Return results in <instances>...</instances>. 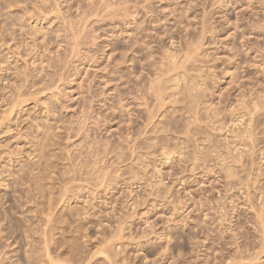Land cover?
<instances>
[{
    "label": "rangeland",
    "instance_id": "obj_1",
    "mask_svg": "<svg viewBox=\"0 0 264 264\" xmlns=\"http://www.w3.org/2000/svg\"><path fill=\"white\" fill-rule=\"evenodd\" d=\"M234 2L0 0V264H264V0Z\"/></svg>",
    "mask_w": 264,
    "mask_h": 264
},
{
    "label": "bare ground",
    "instance_id": "obj_2",
    "mask_svg": "<svg viewBox=\"0 0 264 264\" xmlns=\"http://www.w3.org/2000/svg\"><path fill=\"white\" fill-rule=\"evenodd\" d=\"M234 1H235V2H238V0H218L219 3H221V4H225V5L230 4L231 2H234ZM100 2L103 3V1H100ZM213 2H214V1H213ZM213 2H212V3H213ZM235 2H234V3H235ZM215 3H216V2H215ZM106 4H107V3H106ZM223 6H224V5H223ZM42 7H43V6H42ZM106 7H107V6H106ZM50 10H51V9H50ZM51 12H52V11H51ZM211 13H212V12H211ZM88 17H89V16H88ZM131 18H132V17H131ZM209 18H210V17H209ZM133 19H134V18H133ZM206 19H207V18H206ZM206 19H205V20H206ZM211 19H212V18H211ZM240 19H241V18H240ZM240 19H239V20H240ZM259 19H260V18H259ZM80 20H81V19H80ZM205 20H204V21H205ZM254 21H255V20H254ZM205 22H206V21H205ZM241 22H242V21H241ZM243 22H244V21H243ZM202 23H203V22H202ZM238 23H239V22H238ZM209 24H211V22H210ZM262 24H263V23H262ZM212 25H215V24H212ZM252 25H253V23H252ZM252 25H251V26H252ZM70 26H71V25H70ZM238 26H239V25H238ZM258 26H259L260 28H261V27L264 28V25H258ZM208 27H210V26L208 25ZM208 27H207V28H208ZM207 28H206V29H207ZM255 28H256V27H255ZM255 28H254V29H255ZM71 29H72V28H71ZM212 29H213V28L210 27V32H211V34H212L213 30H214V29H213V30H212ZM257 29H258V28H257ZM208 30H209V29H208ZM221 30H222V29H221ZM255 30H256V29H255ZM203 31H204V30H203ZM253 31H254V30H253ZM253 31H250L249 29H245L244 31H242V34H239V35H240V37H243V36L245 37L247 33H252ZM206 32H207V31H206ZM206 32H205V33H206ZM147 33H148V32H147ZM205 33H204V34H205ZM237 35H238V34H237ZM239 35H238V36H239ZM241 35H242V36H241ZM198 36H199V35H198ZM205 36H206V35H205ZM74 37H76V36H74ZM139 37H140V36H139ZM209 37H211V35H210ZM244 37H243V38H244ZM140 38H141V37H140ZM192 38H193V37H192ZM237 38H238V37H237ZM78 39H79V36H78ZM212 39H213V38H212ZM212 39H211V40H212ZM245 39H246V38H245ZM247 39H248V37H247ZM247 39H246V40H247ZM139 40H140V39H139ZM235 40L237 41V39H235ZM213 41H214V40H213ZM236 41H235V42H236ZM209 42H210V41H209ZM233 42H234V41H233ZM233 42H232V43H233ZM75 43H76V42H75ZM77 43H78V42H77ZM135 43H136V41H135ZM236 43H237V42H236ZM238 43H239V42H238ZM158 44H159V43H158ZM242 44L245 45V42H243ZM137 45H138V44H137ZM139 45H140V44H139ZM142 45H143V44H142ZM149 45H150V44H149ZM199 45H201V41H200V44H199ZM236 45H238V44H236ZM243 45H242V46H243ZM247 45H248V44H247ZM134 46H135V45H134ZM162 46H163V45H162ZM191 47H192V46H191ZM197 47H200V46H197ZM235 47H236V46H235ZM237 47H238V46H237ZM73 48H75V47L73 46ZM131 48H132V47H131ZM151 48H152V47H151ZM168 48H169V47H168ZM193 49H195V48H193ZM238 49H240V48H238ZM238 49H237V50H238ZM262 49H264V47H263ZM72 50L75 51V49H72ZM188 50H189V49H188ZM195 50H197V48H196ZM240 50H241V49H240ZM243 50H244V49H243ZM258 50H259V49H258ZM129 51H130V50H129ZM170 51H171V50H170ZM235 51H236V50H235ZM260 51H261V50H260ZM143 52H144V51H143ZM191 52H193V51H191ZM236 52H238V51H236ZM239 52H240V51H239ZM239 52L237 53V54H238V57H241V56H239ZM187 53H188V52H187ZM187 53H186V54H187ZM198 53H199V52H198ZM234 53H235V52H234ZM241 53H242V51L240 52V54H241ZM142 54H143V53H142ZM192 54H193V53H192ZM192 54H191V55H190V54H187V56L189 55L190 58H191V57H192ZM127 55H128V54H127ZM148 55H149V54H148ZM182 55H183V54H182ZM208 55H209V54H208ZM170 56H171V55H170ZM170 56H169V58H170ZM173 56H175V55H173ZM173 56H171V58H172ZM230 56H231V55H230ZM236 56H237V55H236ZM146 57H147V56H146ZM165 57H166V56H165ZM175 57H176V56H175ZM185 57H186V55H185ZM185 57H184V58H185ZM193 57H194V56H193ZM232 57H233V56H232ZM243 57H244V56H243ZM186 58H187V57H186ZM188 58H189V57H188ZM188 58H187V59H188ZM175 59H176V58H175ZM196 59H197V58H196ZM132 60H133V59H132ZM191 60H192V58H191ZM203 60H204V59H203ZM236 60H237V59H236ZM171 61H173V58H172ZM185 61L187 62V60H185ZM188 61H189V60H188ZM177 62H178V61H177ZM189 62H190V61H189ZM198 62H199V61H198ZM230 62H231V61H230ZM184 63H185V62H184ZM184 63H183V64H184ZM167 64H168V63H167ZM192 64H193V63H192ZM148 65H149V64H148ZM177 65H180V64H177ZM153 66H154V65H153ZM174 66H175V65H174ZM180 66H181V65H180ZM180 66H177V68L180 67ZM162 67H164V66L162 65ZM182 67H183V66H182ZM172 68H173V67H172ZM177 68H176V69H177ZM167 70H168V69H167ZM169 70H170V69H169ZM173 70H174V68H173ZM170 71H171V70H170ZM185 72H186V71H185ZM211 72H212V71H211ZM158 73H159V72H158ZM161 73H162V72H161ZM167 74H168V72H167ZM184 74H185V73H184ZM186 75H187V74H186ZM183 76H184V75H183ZM189 76H190V75H189ZM201 76H202V75H201ZM140 77H141V76H140ZM167 77H168V76H167ZM177 77H178V76H177ZM206 77H207V76H206ZM160 79H161V78H160ZM162 79H163V78H162ZM184 79H185V78H184ZM184 79H183V81L185 82ZM190 79H191V78H190ZM199 79H200V78H199ZM212 79H213V78H212ZM176 80H177V79H176ZM174 81H175V80H174ZM181 81H182V80H181ZM176 82H177V81H176ZM156 83H157V82H156ZM192 83H193V82H192ZM234 83H235V82H234ZM157 84H158V83H157ZM174 84H175V83H174ZM190 84H191V83H190ZM190 84H189V85H190ZM237 84H238V83H237ZM31 85H32V84H31ZM142 85H143V84H142ZM149 85H150V84H149ZM189 85H188V86H189ZM194 85H195V84H194ZM203 85H204V84H203ZM151 86H152L153 89H156V90H154V92L156 93V91H158L157 89H159L158 86H157L155 83H154L153 85H151ZM151 86H150V87H151ZM176 86H177V85H176ZM200 86H201V85H200ZM31 87H32V86H31ZM156 87H157V88H156ZM172 88H173V87H172ZM172 88H171V89H172ZM186 88H187V87H186ZM190 88L192 89V86H191ZM198 88H199V86H198ZM188 89H189V88H188ZM193 89H194V88H193ZM144 90H145V89H144ZM148 90H149V89H148ZM160 90H161V89H160ZM205 90H206V89H205ZM177 91H178V90H177ZM203 91H204V90H203ZM149 92H151V91H149ZM178 92H179V91H178ZM182 92H183V91H182ZM190 92H191V91H190ZM252 92H253V91H252ZM155 93H154V94H155ZM158 93H159V91H158ZM158 93H156V94H158ZM169 93H170V92H169ZM188 93H189V91L187 92V94H188ZM249 93H250V92H249ZM159 94H160V93H159ZM163 94H164V93H163ZM165 94H166V93H165ZM20 95H21V94H20ZM148 95H149V94H148ZM194 95H195V94H194ZM131 96H132V95H131ZM142 96H143V95H142ZM156 96L159 97V95H156ZM171 96H172V95H171ZM191 96H192V95H191ZM205 96H206V95H205ZM152 97H153V96H152ZM165 97H166V96H165ZM194 97H196V96H194ZM255 97H256V96H255ZM257 97H258V96H257ZM263 97H264V96H263ZM143 98H144V97H143ZM156 98H157V97H156ZM244 98H245V97H244ZM251 98H252V97H251ZM134 99H135V98H134ZM157 99H159V98H157ZM157 99H156V100H157ZM196 99H197V98H196ZM237 99H238V98H237ZM137 100H138V99H137ZM244 100H245V99H244ZM250 100H251V99H250ZM139 101H140V100H139ZM195 101H196V100H195ZM200 101H201V100H200ZM256 101H257V100H256ZM259 101H260V100H259ZM263 101H264V100H263ZM241 102L244 104V102H243L242 100H241ZM252 102H253V100H252ZM157 103H158V102H157ZM159 103H160V102H159ZM196 103L198 104V102H195V104H196ZM219 103H220V102H219ZM245 103H247V102H245ZM122 104H123V103H122ZM195 104H193V105L195 106ZM208 104H209V103H208ZM243 104H242L241 106H243ZM254 104H255V106H253ZM254 104L252 105V106H253L252 108H254V107L257 108V105H258V104H257V103H254ZM263 104H264V103H263ZM14 105H15V104H14ZM244 105H245V104H244ZM247 105H248V104H247ZM145 106H146V104H145ZM241 106H240V107H241ZM245 106H246V105H245ZM245 106H244V109H245ZM11 107H12V106H11ZM198 107H199V106H198ZM235 107H236V106H235ZM147 108H148V107H147ZM194 108H195V107H194ZM208 108H209V107H208ZM208 108H206V111H207ZM236 108H238V107H236ZM257 109H259V108H257ZM261 109H262V108H261ZM148 110H149V109H147V111H148ZM153 110H154V109H153ZM188 110H190V108H189ZM200 110H201V109H200ZM202 110H203V109H202ZM208 110H209V109H208ZM255 110H256V109H255ZM234 111H235V110H234ZM241 111H242V110H241ZM248 111H249V110H248ZM189 112H190V111H189ZM207 112H208V111H207ZM256 112H257V111H256ZM145 113H146V112H145ZM196 113H197V112H196ZM211 113H212V112H211ZM216 113H217V112H216ZM134 114H135V113H134ZM140 114H141V113H140ZM207 114H208V113H207ZM255 114H256V113H255ZM149 115H150V114H149ZM192 115H193V114H192ZM198 115H199V114H198ZM201 115H202V114H201ZM214 115H215V114H214ZM186 116H187V115H186ZM188 116H189V115H188ZM221 116H222V115H221ZM213 117H214V116H213ZM216 117L218 118L217 115H216ZM236 117H237V116H236ZM251 117H252V116H251ZM245 118H246V117H245ZM203 119H205V117H204ZM210 119H211V118H210ZM218 119H219V118H218ZM250 119H251V118H250ZM252 119H253V118H252ZM252 119H251V120H252ZM151 120H152V118H151ZM189 120H191V119H189ZM234 120H235V119H234ZM243 120H244V119H243ZM256 120H257V119H256ZM210 121H211V120H210ZM214 121H215V120H214ZM247 121H248V120H247ZM194 122H195V121H194ZM231 122H232V121H231ZM195 123H196V122H195ZM249 123H251V122H249ZM249 123H248V124H249ZM189 124H191V123L189 122ZM235 124H236V123H235ZM235 124H234V125H235ZM248 124H247V125H248ZM251 125H252V123H251ZM172 126H173V125H172ZM198 126H199V125H198ZM194 127H195V126H194ZM222 127H223V126H222ZM251 128H252V127H251ZM130 129H131V128H130ZM196 129H197V128H196ZM200 129H201V128H200ZM254 129H255V128H254ZM247 130H248V128H247ZM247 130H246V131H247ZM154 131H155V130H154ZM156 131H157V129H156ZM168 131H169V130H168ZM205 131H206V130H205ZM213 131H214V130H213ZM246 131H245V132H246ZM250 131H251V129H250ZM170 132H171V131H170ZM187 132L189 133V130H188ZM252 132H253V130H252ZM131 133H132V132H131ZM140 133H142V132H140ZM158 133H159V132H158ZM193 133H194V132H193ZM216 133H217V132H216ZM247 134H248V133H247ZM252 134H253V133H252ZM255 134H256V133H254V135H255ZM45 135H46V134H45ZM139 135H140V134H139ZM249 135L251 136V133H250ZM142 136H143V135H142ZM151 136H152V135H151ZM183 136H184V135H183ZM191 136H192V135H191ZM196 136H197V135H196ZM196 136H195V137H196ZM241 136H242V135H241ZM250 136H249V137H250ZM252 136H253V135H252ZM186 138H188L187 135H186ZM240 138H242V137H240ZM251 138H252V137H251ZM255 138H256V137H255ZM152 139H153V138H152ZM253 139H254V138H253ZM188 140H189V139H188ZM148 141H149V140H148ZM225 141H226V140H225ZM244 141H245V140H244ZM152 142H153V141H152ZM207 142H208V141H207ZM189 143H191V142H189ZM132 144H133V143H132ZM132 144H131V145H132ZM147 144H148V143H147ZM156 144H157V142H156ZM184 144H186V143H184ZM248 144H249V142H248ZM149 145H150V144H149ZM153 145H154V144H153ZM229 145H230V144H229ZM145 146H146V145H145ZM151 146H152V145H151ZM160 146H161V145H160ZM181 146H182V145H181ZM190 146H191V145H190ZM224 146H225V145H224ZM94 147H95V146H94ZM158 147H159V146H158ZM227 147H228V146H227ZM251 147H252V146H251ZM133 148H134V147H133ZM160 148H161V147H160ZM186 148H187V147H186ZM186 148H185V149H186ZM232 148H233V147H232ZM146 149H147V148H146ZM151 149H152V148H151ZM173 149H174V147H173ZM192 149H193V148H192ZM199 149H200V148H199ZM202 149H203V148H202ZM205 149H206V148H205ZM205 149H204V150H205ZM226 149H227V148H226ZM230 149H231V148H230ZM237 149H238V148H237ZM242 149H243V148H242ZM244 149H245V148H244ZM140 150H141V149H140ZM157 150H158V149H157ZM186 150H187V149H186ZM206 150H207V149H206ZM235 150H236V149H235ZM141 151H142V150H141ZM147 151H148V150H147ZM167 151H168V150H167ZM172 151H173V150H172ZM172 151H168L167 155H165V154H166V151H164V153H162V152H161V153H162L163 155H165L167 158H170V156L173 155V154H170V153H173ZM195 151H196V150H195ZM210 151H211V150H210ZM249 151H250V150H249ZM252 151H253V150H252ZM159 152H160V151H159ZM169 152H170V153H169ZM182 152H183V151H182ZM199 152H200V151H199ZM229 152H230V151H229ZM234 152H235V151H234ZM254 152H255V151H254ZM97 153H98V152H97ZM107 153H108V152H107ZM174 153H175V152H174ZM176 153H177V152H176ZM176 153H175V155H176ZM197 153H198V152H197ZM208 153H209V152H208ZM208 153H207V154H208ZM235 153H236V152H235ZM237 153H238V152H237ZM88 154H89V153H88ZM149 154H150V153H149ZM179 154H180V153H179ZM181 154H182V153H181ZM199 154H200V153H199ZM210 154H211V153H210ZM210 154H209V155H210ZM242 154L244 155V153H242ZM248 154H249V153H248ZM163 155H162V156H163ZM182 155H183V154H182ZM216 155H217V154H216ZM229 155H230V154H229ZM239 155H240V154H239ZM239 155H238V156H239ZM92 156H93V155H92ZM183 156H184V155H183ZM218 156H219V155H218ZM218 156H217V157H218ZM232 156H233V155H232ZM234 156H235V155H234ZM236 156H237V154H236ZM90 157H91V156H90ZM171 157H172V156H171ZM178 157H179V156H178ZM202 157H203V156H202ZM224 157H225V156H224ZM239 157L241 158V156H239ZM253 157H254V156H253ZM203 158H204V157H203ZM212 158H213V157H212ZM237 158H238V157H237ZM244 158H245V157H244ZM180 159H181V158H180ZM184 159H185V157H184ZM188 159H189V158H188ZM199 159H201V155H200V156H196V162H197V160H199ZM204 159H205V158H204ZM213 159H214V158H213ZM218 159H219V158H218ZM232 159H233V158H232ZM94 160H95V159H94ZM165 160H166V159H165ZM167 160H168V159H167ZM170 160H172V159H170ZM235 160H236V158H235ZM240 160L242 161V159H240ZM217 161H218V160H217ZM223 161H224V160H223ZM241 161H240V162H241ZM253 161H254V160H253ZM143 162H144V161H143ZM194 162H195V161H194ZM196 162H195V164L193 165L194 168H196V167L199 165V163L197 164ZM201 162H202V161H201ZM234 162H235V161H234ZM238 162H239V161H238ZM240 162H239V163H240ZM93 163H94V162H93ZM93 163H92V165H93ZM191 163H192V162H191ZM218 163H219V162H218ZM252 163H253V162H252ZM200 164H201V163H200ZM224 164H225V163H224ZM240 164H241V163H240ZM246 164H247V163H246ZM81 165H82V164H81ZM86 165H87V164H86ZM204 165H205V164H204ZM204 165H203V166H204ZM195 166H196V167H195ZM220 166H221V165H220ZM220 166H219V167H220ZM94 167H95V166H94ZM179 167H180V166H179ZM186 167H187V166H186ZM193 167H192V168H193ZM205 167H206V165H205ZM223 167H224V166H223ZM81 168H82V167H81ZM190 168H191V167H190ZM200 168H201V167H200ZM226 168H227V167H226ZM229 168H230V167H229ZM231 168H232V167H231ZM242 168H243V167H242ZM86 169H87V168H86ZM209 169H210V168H209ZM227 169H228V168H227ZM189 170H191V169H189ZM189 170H188V171H189ZM195 170H196V169H195ZM81 171H83V170H81ZM87 171H88V170H87ZM89 171H90V170H89ZM213 171H214V170H213ZM103 172H104V171H103ZM250 172H251V171H250ZM105 173H106V171H105ZM107 173H108V172H107ZM103 174H104V173H103ZM232 174H233V173H232ZM229 176H230V175H229ZM235 176H236V175H235ZM105 177H106V176H105ZM226 177H228V176H226ZM236 177H237V176H236ZM241 178H242V177H241ZM105 179H106V178H105ZM245 179H246V178H245ZM249 180H250V179H249ZM247 181H248V180H247ZM98 182H99V180H98ZM102 183H103V182H102ZM262 201H263V200H262ZM263 208H264V207H263ZM263 208H262V210H261L260 212L258 211V212H259V215H258V216H264V214H263L264 209H263ZM256 214H257V212H256ZM260 218H263V217H260ZM257 219H259V218H257ZM261 222H262V221H261ZM119 226H120V225H119ZM120 227H121V226H120ZM118 232H119V231H118ZM111 240H112V239H111ZM105 242H106V241H105ZM111 244H112V243H111ZM104 245H105V244H104ZM101 246H102V245H101ZM106 246H107V245H106ZM100 248H101V247H100ZM98 250H99V249H98ZM105 252H106V251H105ZM103 253H104V252H103ZM104 255H105V254H104ZM115 261H116V260H115ZM110 262H111V261H110Z\"/></svg>",
    "mask_w": 264,
    "mask_h": 264
}]
</instances>
